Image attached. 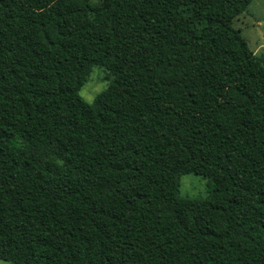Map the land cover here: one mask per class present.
Segmentation results:
<instances>
[{
	"label": "trees",
	"instance_id": "1",
	"mask_svg": "<svg viewBox=\"0 0 264 264\" xmlns=\"http://www.w3.org/2000/svg\"><path fill=\"white\" fill-rule=\"evenodd\" d=\"M251 1L0 0V259L264 264V56L233 26Z\"/></svg>",
	"mask_w": 264,
	"mask_h": 264
},
{
	"label": "rangeland",
	"instance_id": "2",
	"mask_svg": "<svg viewBox=\"0 0 264 264\" xmlns=\"http://www.w3.org/2000/svg\"><path fill=\"white\" fill-rule=\"evenodd\" d=\"M233 26L241 34L251 49L258 55L264 56V0H252L247 11L241 13L233 22ZM105 70L94 66L86 83L81 86L80 95L92 102L96 95L106 86ZM209 191V180L202 175L186 173L180 179V193L190 197H205ZM0 264H14L0 259Z\"/></svg>",
	"mask_w": 264,
	"mask_h": 264
}]
</instances>
